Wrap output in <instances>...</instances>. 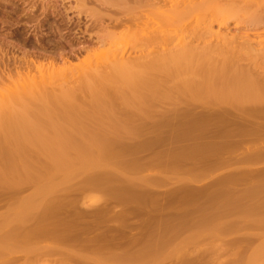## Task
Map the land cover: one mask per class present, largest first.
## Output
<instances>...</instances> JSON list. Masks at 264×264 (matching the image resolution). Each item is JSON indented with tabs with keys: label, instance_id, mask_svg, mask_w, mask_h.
Masks as SVG:
<instances>
[{
	"label": "rangeland",
	"instance_id": "rangeland-1",
	"mask_svg": "<svg viewBox=\"0 0 264 264\" xmlns=\"http://www.w3.org/2000/svg\"><path fill=\"white\" fill-rule=\"evenodd\" d=\"M84 1L87 5L97 3ZM79 2L0 0V93L4 94L0 96V247H10L0 254V264H264V115H235L236 111L232 114L227 109L229 114L227 103L226 107L217 100L190 102L193 99L186 92L181 95L177 91H182L186 82L165 77L166 68L152 70L154 75L149 70L147 76L144 67V79L167 78L176 86L170 88V93L175 89L172 97L167 92L169 87L154 88L160 92L155 96L157 121L154 128L142 129L141 133L121 134L118 124L116 129L109 125L110 118H118L123 97L130 98L144 89L133 86L135 81L120 78L122 72L115 69L105 81L103 72L110 63L104 64L106 70L104 65L98 66L102 77L99 73L90 84L84 81L89 73L84 67L73 75L68 73L69 77L52 78L51 84L43 80L44 84L41 80L39 84L37 78L38 87L30 88L35 84L30 82L19 89L15 85L10 88L13 74L16 78L25 76L23 73L35 74V66L50 63H46L43 52L52 38L58 39L53 42L57 50L76 52V56L57 59L56 63H75L86 50L98 45L100 28L107 22L115 26H110L113 29L133 22L132 18H120L118 23L122 24L116 25V18L105 17L100 21L80 10ZM186 19L183 30L188 37L193 24L192 18ZM52 21L61 25L56 28ZM232 23L227 27L213 23L211 29L214 34L242 35ZM201 26L199 33L204 32L203 23ZM258 27L263 31L248 32V37L264 40V23ZM51 30H57L55 35ZM46 32L49 35L43 34ZM198 32L197 36L202 35ZM196 37L195 44L197 39L199 44L205 38L213 39L204 36L200 41ZM84 44L87 46H80ZM168 44L165 50L173 47L172 41ZM130 50L126 49L121 58L131 60V56L135 59L141 55L140 50ZM142 57H137L139 62H143ZM109 59L105 63L115 61ZM261 60L264 62L256 59L255 67L264 72ZM136 71L134 67L130 70ZM255 77L251 81L264 86V77ZM199 79L201 76L190 83L193 88L231 85L227 80L222 84ZM68 87L75 92L70 94ZM207 88L205 91L211 90ZM162 92L172 103L181 100L183 105L177 108L189 105L190 111H179L176 103L173 108L168 98L158 96ZM211 103L213 110L224 106L221 110L226 113L220 109L221 115L218 111L204 113L203 106ZM105 105L110 113L103 115ZM37 110L42 113L37 114ZM192 116L216 118L215 128L206 129L215 133H178L181 119ZM17 120L23 124L18 125ZM10 126L15 130L10 131Z\"/></svg>",
	"mask_w": 264,
	"mask_h": 264
},
{
	"label": "bare ground",
	"instance_id": "bare-ground-1",
	"mask_svg": "<svg viewBox=\"0 0 264 264\" xmlns=\"http://www.w3.org/2000/svg\"><path fill=\"white\" fill-rule=\"evenodd\" d=\"M79 1H80L79 5H77V6L79 7L80 10L86 11V13L91 15V17L100 18V21H101V18L105 17V18H116L114 21L117 23L116 25H118L119 23L122 24L121 20H120L121 22L118 23V20L120 18H122V19H126V18L131 19L132 18L133 22L131 24H123L122 27H120L118 29H116V28L113 29L112 27H110L113 25L108 26L109 22H107V25L105 24V26H102L101 25L102 23H100V26H102V27L100 28V32H99V35H100L98 38L99 43L97 46L90 48L89 50H86V54L84 55V57H82V59L78 60L75 63H68V62L65 63L66 62L65 61L61 64H56V63H52L50 61V63H48L46 65L38 64L34 68V69H36L35 74H31V72L28 71L29 73L26 72L28 74L23 73L25 76L22 75V77H21L20 76L21 74L18 75L19 78H16L17 75L15 73L12 75L13 80H12V76H11V80L9 79V82H12V83H9L7 81V83L10 84V88H11V85H15L17 88H18V86H20L19 88H21V86L25 87V85L27 86V83H28V85L35 83L33 85H30V88L33 86L38 87V86H36V84L37 83L40 84V80H41V84H44L42 82V80L52 82L53 81L52 78H54V77L57 78L58 76L63 79V78H66V76H68V73H71L73 75V71L76 72V70L77 71L80 69L83 70L84 67H87V68H85V70H87L89 73H88V76H85V78H84L85 80L84 79L83 80L87 81V82L89 81V84H90V81L92 83V81L97 79V75H99V73H100L99 76L102 77L101 72H100V70H102V69H100L101 66L104 64L109 65V63H110V66H108L109 69L107 68V66L104 65L106 67L104 70H106V69H108V70H106V72H103V74L106 76V78L109 77L108 79L105 78L104 79L105 81H108L111 78L110 76L113 75L110 73L111 69H112V71H113V69H115V71L116 70L121 71L122 74H120L121 75L120 78L127 79L128 82L133 81V80H137V79H144V77L146 75L145 71H144V70H146L145 68L148 69V72H146V73H148L147 76H149V70L151 71L150 73H152L150 75H154L153 74L154 72H152V70H154V69H159V70L161 69L163 71L166 70L165 74L163 72V74L166 75L165 77L170 76V77H168L170 79L172 76H174L178 79V81L181 79L182 84H183V82L184 83L186 82L185 86H182L185 88H183L182 91H181V89L177 90V91L180 92L181 95H182V93L185 94V92H186L188 94V96H190L191 99H193L190 102L194 103L195 100L196 101L201 100L203 102V100H204V102L207 104L210 100L213 99V100L220 101V104L224 103V106H226L225 104L227 103V106H229V108H226L227 106L225 108H226L227 113H229V114H230V112L233 114L234 113L233 111H236L235 115H237V112H241V113L247 112L249 115H253V114L254 115H257V114L258 115H264V86H259L256 84V82L254 84L251 81L253 79V76H256V77L261 76L260 78L264 77V72H262V71L260 72V70H258L259 69V68H257L258 63L255 62L256 59H263L264 60V40H259L260 38H257V40H255L256 38L251 39L250 37H248L249 36L248 32H254L255 30H257L260 27V26L258 27V25H262L264 23V0H161V1H159V0H95L98 3V4L94 3V4H96V6L94 4L93 5H87L84 0H79ZM46 7H48V4ZM102 9H104V10H102ZM135 18H137V19H135ZM184 18H185V20H184ZM186 18H192V24H193V26H190V28H192V29L189 28L191 32L190 31H187L190 33L186 32L189 35L188 37L185 36V33H184L185 29L183 30L185 24H187V22H185L187 20ZM132 19H131V21H132ZM205 20H206V22H205ZM126 22L130 23L129 20H127ZM231 22H234V24L233 23L232 24L235 27H237L236 29L240 28L243 31L242 35H241V33H240V35H236L235 32H234V35H231L229 33L231 36L230 35H223L219 32V30L216 31L219 33L214 34V31L211 29V25L213 23H215V24L217 23V26H220V27L221 26L227 27ZM111 23H112V21H111ZM201 23H203L204 32L202 31L203 28L201 26ZM113 24H115V23H113ZM113 27H115V26H113ZM167 28H169V29H167ZM199 28H202V30H201L202 33L198 32L200 30ZM240 29H238V30H240ZM257 31L261 32L263 30L260 28ZM197 32L199 34H202L203 36L202 35L197 36L198 35ZM227 32H229V31H227ZM196 36L200 38V41H201L202 37H204V36H207L209 38H213L214 40L213 39L206 40V38L204 37L206 41L203 40L204 43L202 44V41H201L200 42L201 44H199L198 43L199 39H197ZM195 37L198 40L197 43L199 45L197 43L196 44L194 43ZM253 39L255 41H253ZM261 39H264V38H261ZM168 41L173 42V44L171 45L173 47L170 46L171 49L168 48V50H165L166 49L165 44H168ZM212 41H215V42L211 43ZM165 42H167V43H165ZM169 43H171V42H169ZM254 44H257V45H254ZM156 46H159L161 50L160 49L159 50L154 49ZM168 46H169V44H168ZM128 48L132 50V51L130 50L131 52L129 51L130 53L134 52V50H140L141 55L143 56V54H145L147 57L146 58L147 60L145 59V55L143 56L144 58L141 55H137L135 57V59H137V57H139V56L142 57L141 61H143V62H139L138 59H137L138 61H136L133 58L134 55L131 56L133 59L129 55V58H131L132 61L128 59V56H126L127 59L124 60L125 57L124 58H121V57H123L122 54ZM156 48H158V47H156ZM143 51H146V52H143ZM116 56L117 57L120 56V57L117 59ZM109 58L111 60L112 59L115 60V58H116V60L113 62L110 61V62L105 63L106 60H108ZM261 62H262V60H261ZM262 63H263V68H264V62H262ZM99 65H101V66L98 67ZM111 65L113 68H111ZM255 66H257V67H255ZM133 67H134V69L137 70L136 73L133 72L134 74L132 72H130L131 68H133ZM254 69L258 70L259 72L254 71ZM119 71H117V72H119ZM117 72H114V74H116V75L118 74V76H119V73H117ZM123 72L129 73V74H126V77H125L124 76L125 73H123ZM14 75H16V77H14ZM118 76H117V78L119 79ZM133 76H135V77H133ZM197 76H201V79H199L200 81H203V80L205 82L221 81V83H222V81L226 82L225 80H227V81L231 82L230 83L231 85L226 86V87L223 85L225 88L222 85L221 86L218 85L219 87L216 88V84H215V88H214V86L212 84L213 82H212L211 86L213 88L210 85L206 86L205 84H203V86L205 85V88L208 87L207 89L211 88V90L205 91L206 90L205 88H204V90H201V89H203L201 87L202 85L201 86L199 85L201 87V89H199L200 87L198 85H196V87H198V88L194 87L196 89L195 90L190 83H192L193 80H195V82H196ZM8 77H9V75H8ZM86 77H88V78H86ZM256 77H255V79H256ZM0 78L3 79V76ZM37 78L39 80L36 83ZM176 78H174V80ZM4 79L8 80V78H4ZM152 79H159V78H156L154 76V78H152ZM161 79L164 80L165 78H161ZM169 79H167V80L169 81ZM112 80H113V78H112ZM171 80L173 81L172 78H171ZM257 80H255V81H257ZM0 81H2V80H0ZM3 81H6V80H3ZM245 81H246V84H243V83H245ZM250 81L252 83H250ZM49 82H45V83L48 84ZM51 82L49 84H51ZM18 83H21V85H18ZM73 83H74V81H73ZM49 84L47 86H49ZM187 84L188 85L190 84L191 86L190 85L186 86ZM258 84H260V83H258ZM262 84H263V82H262ZM225 85H227V84H225ZM2 86H4V85H2ZM41 86L43 87V85H41ZM47 86H45V87H47ZM57 86H58V84H57ZM61 86L62 85L60 84V87ZM65 86L67 87L66 84H65ZM5 87H6V84H5ZM13 87H12V89H13ZM35 87H33V88H35ZM45 87H43V88H45ZM62 87H61V89H63V91H66V89L62 88ZM168 87H169V89L167 90V92L169 91L168 93H170L171 86H167V88ZM186 87H188V88H186ZM221 87H223V88H221ZM178 88H180V87H178ZM45 89H48V87ZM68 89H70V88L68 87ZM72 89H73V87H72ZM100 89H102V88H100ZM104 89L105 88H103V90ZM73 90H71L70 92L68 90L67 91L70 94H72V92H75ZM17 92H18V90H17ZM94 92H95V90H94ZM92 93H93V91H92ZM106 93H107V90H106ZM165 93H166V90H165ZM165 93L162 92V94H160L159 97H161V98L166 97L167 94L165 96ZM171 93H170V95H171ZM1 94L2 93H0V96H1ZM2 95H4V94H2ZM6 95H8V94H6ZM45 95H47V94L45 93ZM120 95H123V93ZM168 96H169V94H168ZM175 96H176V94H175ZM107 97H108V95H107ZM171 97H172V95H171ZM166 98H168V97H166ZM170 98H168V99L170 100ZM172 101L170 100V101H168V103H170V102L172 103ZM174 102H175V100H174ZM179 102L182 103L181 100ZM175 103H172L171 106H173V104H175ZM180 103H178V104L176 103V105H174V106L175 107L176 106L178 107V105L182 106L183 104H180ZM193 103H191V105H190L191 107L194 106ZM203 103H201V104H203ZM100 104L97 106L102 107V109H103L104 105L100 106ZM192 104H193V106H192ZM195 104H196V102H195ZM206 104H205V106H206ZM211 105L214 106V104H212V103L207 105V107L210 106V108L203 106V108H205V110H206L203 112L205 113L207 111H210L211 113H214L215 111L216 112L218 111L217 113L219 114L220 110L224 109V106H223V108H221V106L218 108L217 107L218 104L215 103V107H217V110H213V106L211 107ZM167 106H169V104ZM174 106H173V108H174ZM188 106H186V108H177V107L176 108L179 111L181 110L182 112L183 111L189 112L190 107H188ZM200 106H202V105H200ZM99 107H97V108H99ZM170 107H169V110H170ZM198 107H199V105H198ZM176 108L174 109V111L177 110ZM194 108L196 109L195 106H194ZM104 109H105V111L104 110L102 111L100 109L102 112H104L103 115H106L105 113H108V112L110 113V111H108V105H105ZM195 109H193V110L195 111ZM227 109H230L229 110L230 112H228ZM90 110H91V108H90ZM94 110H93V112H94ZM110 110H112V109L110 108ZM167 110H168V107H167ZM37 112H38V110L36 111V113ZM87 112H89V111H87ZM96 112L101 114L99 110H97ZM165 112H167V111L165 110ZM171 112H173V110H171ZM196 112H197V109H196ZM39 113L41 114L42 112H39ZM39 113H37V114H39ZM223 113H226V112L224 111ZM241 113H238V114L241 115ZM207 114H208V112H207ZM221 114H219V115H221ZM19 117H22V116H19ZM105 117H107V116H104V118ZM21 121H18V125H20V123H22ZM28 122H30V121H28ZM35 122L38 123V121H36V119H35ZM24 123H26V122H24ZM15 124L17 125V123H15ZM104 124L106 125V123H104ZM11 125H12V123H11ZM28 125H29V123H28ZM74 126H71V127L74 128ZM79 126H80V124H79ZM6 127H8V126H5V128ZM29 127H30V125H29ZM33 127H35V126H33ZM12 128H14V126H12L10 128V131ZM13 135L15 136V134H13ZM39 135H41V134H39ZM34 136H35V134H34ZM4 137L6 138L5 135H4ZM21 137H23V136H21ZM55 137H57V136H55ZM37 138H39V137H37ZM21 139H23V138H21ZM3 140H4V138H3ZM8 142H9V140H8ZM38 142H39V139H38ZM47 142H48V140H47ZM29 143H31V142H29ZM7 144H10V143H7ZM9 250H10L9 246H1L0 247V254H2L4 252H8ZM21 264H33V262H23Z\"/></svg>",
	"mask_w": 264,
	"mask_h": 264
},
{
	"label": "crops",
	"instance_id": "crops-1",
	"mask_svg": "<svg viewBox=\"0 0 264 264\" xmlns=\"http://www.w3.org/2000/svg\"><path fill=\"white\" fill-rule=\"evenodd\" d=\"M136 83L133 86L135 87H143L144 89L137 90V94H133L132 96L127 97L124 96V105L119 106V116L118 118H110L109 125L113 128H117V124L119 125V132L121 134L128 133H141L142 129H152L156 124V117L154 113L157 108L156 94L160 93L159 91H154L155 87L159 86H173L171 82L167 80H159V79H137L133 80ZM173 92L175 89H171ZM159 96V95H158ZM126 98V100H125ZM216 101V100H210ZM183 121V125L178 127V133L183 134H203V133H215V130L207 131V127L212 126L214 129V125L217 121L216 118H206L201 116H192V117H184L181 119ZM203 126H206L203 127ZM255 131V130H254ZM149 132H152L149 130ZM253 160L255 159V155H253Z\"/></svg>",
	"mask_w": 264,
	"mask_h": 264
},
{
	"label": "flooded vegetation",
	"instance_id": "flooded-vegetation-1",
	"mask_svg": "<svg viewBox=\"0 0 264 264\" xmlns=\"http://www.w3.org/2000/svg\"><path fill=\"white\" fill-rule=\"evenodd\" d=\"M55 20H57V19H55ZM47 24H49V23H47ZM59 25H61V24L60 23L54 24V22L52 23V26H55L56 28H58ZM47 28H48V26L44 27L43 29L46 30ZM56 32H57V30H55V31L51 30L52 35H55ZM62 33H65V32H62ZM43 34H45L47 36V35H49V32H46V33H43ZM70 38H72V36ZM51 40H52L51 43H49V44L44 46L45 47V51L43 52V54L45 55L46 63H48L50 61L56 63L57 59H59V60L60 59L68 60V58L76 56V52H73V51H69V50L59 51V50H57L56 48H54L55 44L53 42H58V39L57 38H52ZM80 46L81 47H86L87 45L84 44V45H80ZM73 50H75V49H73ZM62 55H64V56H62ZM56 64H58V63H56Z\"/></svg>",
	"mask_w": 264,
	"mask_h": 264
}]
</instances>
